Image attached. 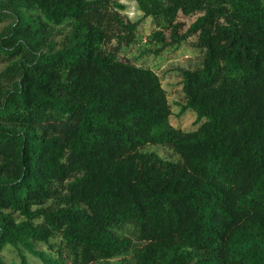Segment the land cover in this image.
I'll list each match as a JSON object with an SVG mask.
<instances>
[{"label": "trees", "instance_id": "trees-1", "mask_svg": "<svg viewBox=\"0 0 264 264\" xmlns=\"http://www.w3.org/2000/svg\"><path fill=\"white\" fill-rule=\"evenodd\" d=\"M132 1L149 50L203 51L178 70L190 128L153 69L118 57L140 23L119 0H0V251L264 264V0Z\"/></svg>", "mask_w": 264, "mask_h": 264}, {"label": "rangeland", "instance_id": "rangeland-1", "mask_svg": "<svg viewBox=\"0 0 264 264\" xmlns=\"http://www.w3.org/2000/svg\"><path fill=\"white\" fill-rule=\"evenodd\" d=\"M119 2L125 6L124 10L120 11V13L129 20H140V23L135 41L130 45H121L118 57L121 60L153 69L159 75L161 84L172 105L170 122L174 126L185 129L192 127L195 119V113L192 110H187L182 115H178L181 105L184 103L178 70L181 68L198 67L201 64L203 51L193 46L190 39L177 47H168L158 53L152 52L149 48H154L155 46L146 40L147 35L154 27L152 19L143 16L135 1L119 0ZM194 18L195 15L187 18L185 21L189 22ZM112 43H115V41ZM142 149L154 151L166 159L179 160V156L173 150L161 145L147 144ZM26 255L28 257V264H43L34 256L30 254ZM0 259L5 264H21V255L16 248L10 245L5 246L0 251ZM113 262L114 260H110L108 264Z\"/></svg>", "mask_w": 264, "mask_h": 264}]
</instances>
